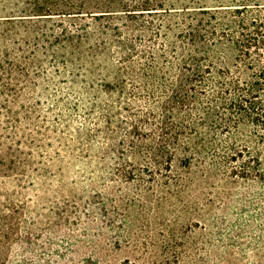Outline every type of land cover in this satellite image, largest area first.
Listing matches in <instances>:
<instances>
[{"label": "rangeland", "instance_id": "obj_1", "mask_svg": "<svg viewBox=\"0 0 264 264\" xmlns=\"http://www.w3.org/2000/svg\"><path fill=\"white\" fill-rule=\"evenodd\" d=\"M96 1L0 0V264H264L262 130L216 137L250 143L249 169L173 147L155 164L146 149L194 12L264 22V0ZM153 60L156 80L128 73Z\"/></svg>", "mask_w": 264, "mask_h": 264}, {"label": "trees", "instance_id": "obj_2", "mask_svg": "<svg viewBox=\"0 0 264 264\" xmlns=\"http://www.w3.org/2000/svg\"><path fill=\"white\" fill-rule=\"evenodd\" d=\"M90 7L101 13L162 8L158 0H97ZM230 9L196 10L180 40L175 41V79L159 106L157 133L148 137L151 142L146 144L155 164H160L172 147L185 156L220 153V160L214 163L231 164L235 170L260 163L250 143L216 140L244 123L262 130L264 140V62L252 54L264 50V22L260 17H245L241 8ZM128 73L147 84L156 80L159 68L153 60L144 73L137 72L134 64ZM132 126L140 130L139 121Z\"/></svg>", "mask_w": 264, "mask_h": 264}]
</instances>
